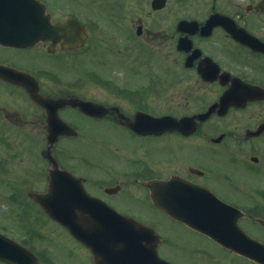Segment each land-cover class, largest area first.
<instances>
[{
  "label": "flooded vegetation",
  "instance_id": "flooded-vegetation-1",
  "mask_svg": "<svg viewBox=\"0 0 264 264\" xmlns=\"http://www.w3.org/2000/svg\"><path fill=\"white\" fill-rule=\"evenodd\" d=\"M41 1L54 24L66 25L65 37L57 43H39L30 52L86 56L85 61L103 52L116 60L107 66L106 74L96 71L94 77L70 80L64 87L47 90L39 79L38 94L45 98H79L97 105L91 115L78 107L59 109V116L76 130L74 135H63L53 147L60 166L80 177L93 197L139 219L156 211L173 221L153 208L154 198H165L162 187L158 189L163 197L152 195L153 182L174 177L182 184L198 185L242 210L245 216L240 226L260 239L254 230H264L259 223L264 219V0H77V7L66 0L59 4L57 0ZM76 40H80L77 45ZM16 54L18 50L0 45V87L9 93L0 97V157L8 164L14 159L24 162L26 156L27 167L35 175L33 148L37 142L31 136L46 142L48 116L26 87L15 81L17 70L34 74L20 66ZM82 73L86 75L85 69ZM91 78L98 95L90 86L94 96H85L81 91ZM28 87L35 90L33 84ZM230 89L233 97L228 107L198 120ZM21 96L30 104L20 102ZM163 102L166 110L161 107ZM140 113L195 119L197 129H192V122L180 132L143 134L139 131L142 124L136 122ZM100 123L126 132L133 144H108L91 134V128ZM65 140L71 144L62 147L59 155L57 149ZM190 146H202L212 154L224 148L222 152L235 161L232 164L250 179L237 180L217 171L210 164L212 158L200 150L186 157ZM19 148L25 156H18ZM161 153L167 162H161ZM8 173L5 176L0 165V231L19 232L17 224L29 233L32 212L31 208L24 210L34 206L30 190L36 180L26 177L22 169ZM197 234L204 240L162 242L160 255L173 264H261Z\"/></svg>",
  "mask_w": 264,
  "mask_h": 264
},
{
  "label": "rangeland",
  "instance_id": "rangeland-1",
  "mask_svg": "<svg viewBox=\"0 0 264 264\" xmlns=\"http://www.w3.org/2000/svg\"><path fill=\"white\" fill-rule=\"evenodd\" d=\"M62 2L63 0H57L58 4ZM66 4H70V5L77 7L79 2L77 0H66ZM40 53L41 52L27 51V52H20L19 54H16V55L19 57L18 59H19L20 66L29 68L32 71V73L36 74L42 81H44L45 88L47 90L54 88L55 85H60L61 87H64L66 85L64 84V82L75 80L77 78L86 79V78H90L91 76L94 77V74L96 73V71H100L101 73L106 74L108 71L107 66L110 64H116V60L108 59L109 56L104 55L103 52H100L97 58L92 56V58L88 61H85L86 56H84L83 58H80L78 56L58 57V56H52V55L50 56L44 52H43L44 54H40ZM99 59H101V61H99ZM83 69H85L86 75L82 73ZM92 80H93L92 78L89 81L86 80L88 82L86 83L84 89L81 91L83 95L85 96H94L93 94L98 95V89H95V86L93 85V83L90 82ZM90 86H92L93 88V94L88 89ZM55 89L58 90V88H55ZM101 92H104V91L101 90ZM53 93L56 94L57 92H53ZM7 94L9 93H7L5 90H3L0 87V97L5 96ZM20 102L30 104V100L23 99L22 96H21ZM165 105H167L166 102H163V104H161V107H163L164 110L167 109V108H164ZM68 114H71V112H68ZM81 134H84V133L82 132ZM91 134L95 135L98 138L105 140V142L108 144L117 143L122 146H125L127 144H133L134 142V140L132 139L130 135H128L126 132L122 130H119L118 127L109 128L103 123L97 124L96 127L91 128ZM31 137H33L36 143L38 140V136L34 135ZM85 137L89 138L88 136H85ZM41 143L43 145V140L41 141ZM69 144H71V140H65L64 142H62L59 145V148L57 149L58 154L62 155L61 153V151L63 150L62 147L70 146ZM91 146L94 147V143H91ZM188 148L189 149L185 153V156L188 158H192L194 156V150L197 149V150L202 151L204 156H206L207 158H212L211 161L209 160L210 164H213L214 168L217 171L219 170L220 172L230 174L233 178L237 180L247 181L251 177L249 174H247L248 177H245L244 174L242 173V170L232 164V163H235V161L231 159L227 153L222 152L224 148L219 149L217 151V154H212L209 150L205 149L202 146H199V147L190 146ZM19 151L21 152V154L18 156H25V153L23 150L19 148ZM37 156H38V153H37ZM223 157H227L228 159L225 160V158ZM159 159L161 160V162L162 161L167 162V160H169L168 157L162 153L159 155ZM27 161H28V158L25 156L24 162L20 161V159L8 160L7 165L12 166V168H10L11 172L12 170L16 172L17 170L22 169L26 177L32 176L35 178L37 182L43 183L44 180H42L40 177L45 175L46 168L44 167V164H43L44 162L41 163L42 168L38 162L37 167H36V172L34 175L31 172V170L27 167V164H26ZM129 186L134 188L133 184ZM3 204L8 205L9 202H4ZM119 205H121L124 208L131 209V207L128 205H125V204H119ZM30 208L32 212V218H31L32 226H34V230L37 232H34L32 235H29L24 232L22 226L15 224L14 225L15 228L19 230V232H14L15 234L13 235L17 236L18 238H24L26 236H31V238L34 240L36 244V250L39 253L42 252L41 253L42 256L44 254H47L53 259H55L56 257L57 262L54 260L55 262L52 261V264H91L88 261L90 259V256H89V252L86 249H84L80 245H77V243H75V241L72 240L60 227L56 226L55 224L51 222L47 224L48 219L43 215L39 207H37L35 204L34 206H28L24 211L28 212ZM145 208H148V206L145 205ZM2 219L5 220V217L2 216ZM152 219L161 221V218L157 214L153 213V211H152ZM23 221L25 224H27L28 223L27 217H25ZM174 226L171 223L164 222L163 227H162L164 233H167L168 236L170 234L169 237L171 241L172 240L178 241V239H184L185 241L191 242L192 240L195 242H199L200 239L204 240L203 238H200L198 236H192V235H189L188 233L180 232V230L182 231V229L178 227L177 225H174ZM256 231L258 232L259 230H256ZM261 235L264 236V233H261ZM54 252H55V255H54ZM224 259H227V258L224 257ZM42 264H44V262Z\"/></svg>",
  "mask_w": 264,
  "mask_h": 264
},
{
  "label": "water",
  "instance_id": "water-1",
  "mask_svg": "<svg viewBox=\"0 0 264 264\" xmlns=\"http://www.w3.org/2000/svg\"><path fill=\"white\" fill-rule=\"evenodd\" d=\"M11 1V0H10ZM17 2L16 6L4 5L0 15L3 17V23L7 26H13L20 33L22 42L20 45H30L35 41L36 37L40 34V29L38 28L39 23L36 22L34 18V11L32 10L33 5L28 0H13ZM28 12V13H27ZM27 17V20H26ZM42 18V17H41ZM31 35V36H30ZM32 35H35L34 38ZM51 115V114H50ZM53 114L51 115V118ZM169 126V125H167ZM173 126V125H171ZM52 139V137H50ZM57 173V171H56ZM56 173L52 177V184L56 183ZM36 200L39 201L47 212L50 214L52 210L48 206L45 198L41 195L35 196ZM54 212V210H53ZM213 216H200L199 213L192 212L185 216L186 221L190 222L193 225L208 231L211 234L219 233V236L224 235V230L220 231L209 226L208 222L204 218H209ZM54 218L66 225L71 234L79 241L85 243L90 247L93 252H97L100 255L95 254L94 261L96 264H126L129 258V254L132 250L140 248L143 242L141 241H156L153 231L140 223L123 218L120 221L115 222V226L110 225L103 226L100 219L91 218L85 215V212L82 209H79L76 214L69 216L55 211ZM234 226V223H233ZM238 230V228L236 227ZM234 230L238 233L239 239L244 241H249L244 235L240 234L237 230ZM2 237V236H0ZM5 241L6 239L3 238ZM259 248H263L261 245H256ZM144 248L150 250L153 254V262L159 261V257L156 252V245H143ZM148 247V248H147ZM248 247H239L238 250L241 252H246ZM101 253H105L103 256ZM254 257L262 258L264 254H252ZM0 256L7 258L6 260L12 259L13 255L11 251H7V247H0ZM15 262H18L17 258L14 255ZM17 264H24L18 262Z\"/></svg>",
  "mask_w": 264,
  "mask_h": 264
},
{
  "label": "bare ground",
  "instance_id": "bare-ground-1",
  "mask_svg": "<svg viewBox=\"0 0 264 264\" xmlns=\"http://www.w3.org/2000/svg\"><path fill=\"white\" fill-rule=\"evenodd\" d=\"M203 205H204L203 207L205 210L211 207V200L208 195H205V201L203 202Z\"/></svg>",
  "mask_w": 264,
  "mask_h": 264
}]
</instances>
